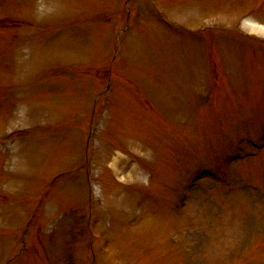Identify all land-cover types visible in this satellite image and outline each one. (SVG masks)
Masks as SVG:
<instances>
[{"label": "rangeland", "instance_id": "obj_1", "mask_svg": "<svg viewBox=\"0 0 264 264\" xmlns=\"http://www.w3.org/2000/svg\"><path fill=\"white\" fill-rule=\"evenodd\" d=\"M0 264H264V0H0Z\"/></svg>", "mask_w": 264, "mask_h": 264}]
</instances>
